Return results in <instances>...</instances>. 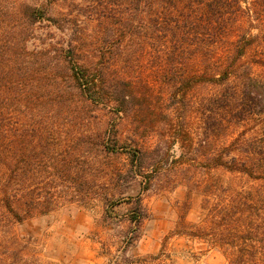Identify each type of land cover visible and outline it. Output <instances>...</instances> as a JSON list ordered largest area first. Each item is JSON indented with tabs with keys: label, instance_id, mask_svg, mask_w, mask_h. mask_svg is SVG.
<instances>
[{
	"label": "trees",
	"instance_id": "1",
	"mask_svg": "<svg viewBox=\"0 0 264 264\" xmlns=\"http://www.w3.org/2000/svg\"><path fill=\"white\" fill-rule=\"evenodd\" d=\"M88 1L53 49L32 46L46 19L35 0H0V227L75 202L80 180L89 203L93 167L81 174L76 154L126 153L143 190L167 167L201 191L204 216L178 233L264 264V0ZM66 125L64 149L52 139Z\"/></svg>",
	"mask_w": 264,
	"mask_h": 264
},
{
	"label": "rangeland",
	"instance_id": "2",
	"mask_svg": "<svg viewBox=\"0 0 264 264\" xmlns=\"http://www.w3.org/2000/svg\"><path fill=\"white\" fill-rule=\"evenodd\" d=\"M35 1L46 17L36 26L32 46L38 48L49 45L61 49L70 38V13L76 12L83 20L90 12L88 0ZM96 25L95 21L89 25L82 23L89 29ZM53 57L54 54L51 59L55 63ZM153 108L156 112L159 108L156 99ZM94 114L104 125L113 122L114 114L106 108H99ZM132 118L119 119L123 133L131 128ZM163 125L161 119H156L157 127L161 129ZM82 127L74 128L80 131ZM72 128L59 126L52 141L61 142L65 149L67 144H72L67 139V131ZM157 140L154 134L153 144ZM168 151L172 159L181 153L178 144ZM71 154L68 153L69 158ZM73 159V165L82 169L81 174L83 169H88V161L93 167L92 199L87 204L81 200L87 190L80 180V185L74 188L75 202L22 223L0 227V264H229L223 249L177 232L185 222L200 223L204 216L203 195L196 186L176 185L173 171L165 167L162 174L152 177L149 188L143 190L139 178L128 170L130 158L126 153L92 151L89 157L80 153ZM177 166L178 163L174 168ZM42 186V179L37 176L32 187ZM138 197L140 202L136 201Z\"/></svg>",
	"mask_w": 264,
	"mask_h": 264
}]
</instances>
